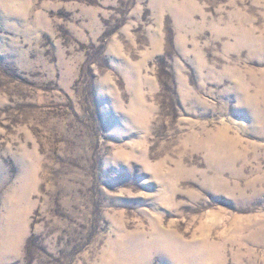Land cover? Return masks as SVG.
<instances>
[{"label":"rangeland","instance_id":"obj_1","mask_svg":"<svg viewBox=\"0 0 264 264\" xmlns=\"http://www.w3.org/2000/svg\"><path fill=\"white\" fill-rule=\"evenodd\" d=\"M250 35L264 0H0V264H248ZM223 127L232 166L203 141Z\"/></svg>","mask_w":264,"mask_h":264},{"label":"bare ground","instance_id":"obj_2","mask_svg":"<svg viewBox=\"0 0 264 264\" xmlns=\"http://www.w3.org/2000/svg\"><path fill=\"white\" fill-rule=\"evenodd\" d=\"M249 41L252 42L253 45L256 44L258 50L261 51V53H264V39H255L251 36ZM252 89V93L244 90L243 100V104L245 105L248 115L252 121V126H249V130H251L252 127L253 129L254 127L257 128L258 125L264 128V81L258 85H255ZM257 133H259V130L257 131ZM259 134L262 135L263 133ZM205 136L206 137L203 141L207 145L208 152L210 153L209 155H211L210 160H214V162H218V164L220 163L221 165L226 164L232 166L237 160L244 157L246 151L238 148L237 142L233 139L234 137L231 138L228 135L227 128H219L214 133L206 134ZM258 177L256 176V179ZM245 241L247 244V248L243 253H241L240 251L236 252L234 259L238 260V258L244 257L248 264H256L258 262L259 256L257 257L255 250L250 247V245L254 246L255 244H257L258 246V244H261L262 246H264V223L259 224L257 227L251 226L249 234H247V236L245 237ZM260 260L264 264V257ZM221 262H223V260Z\"/></svg>","mask_w":264,"mask_h":264}]
</instances>
